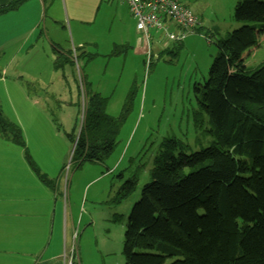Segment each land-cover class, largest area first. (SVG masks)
<instances>
[{"label":"rangeland","instance_id":"obj_1","mask_svg":"<svg viewBox=\"0 0 264 264\" xmlns=\"http://www.w3.org/2000/svg\"><path fill=\"white\" fill-rule=\"evenodd\" d=\"M181 1L198 15L201 27L178 44L181 47L174 56L160 55L157 42L152 40L155 55L150 65L145 63V53L135 49V34L123 36L132 37L126 49L116 46L123 38L113 14L107 15L111 30L94 38L86 37L82 47L74 44L70 30L62 31L60 46L56 45L59 51L55 45L46 49V36L22 31L5 43L11 54H0L3 115L21 129L32 160L35 161L34 154L45 169L49 166L44 159L62 154L63 162L60 166L58 162L53 177L38 168L54 182L56 192L69 193L72 212L68 210L67 214V248L71 249L73 232L77 231L79 264H125L128 216L149 181L154 157L166 138H178L193 151L212 142V125L199 105L202 86L218 52L216 42L243 23L233 19L237 0ZM260 20L263 25L256 22L255 45L237 47L249 73L264 64V17ZM39 30L43 31L42 25ZM212 33L210 43L206 36ZM61 49L72 51L73 63L57 69L55 61ZM13 53L17 59L15 68H10L8 61ZM85 83L91 86L87 88ZM89 88L108 97L106 111L111 116L122 113L132 89L133 99L112 153L101 163L85 162L76 167L72 152L85 121ZM68 133L75 141L70 140ZM8 159L19 165L23 160L28 164L25 147L0 134V170ZM16 173L14 170L13 178H18ZM134 175L138 178L135 190L116 203L119 187ZM37 213L33 203L28 217L38 219L34 216ZM174 259L166 256L165 264Z\"/></svg>","mask_w":264,"mask_h":264},{"label":"trees","instance_id":"obj_2","mask_svg":"<svg viewBox=\"0 0 264 264\" xmlns=\"http://www.w3.org/2000/svg\"><path fill=\"white\" fill-rule=\"evenodd\" d=\"M23 1L0 6V13ZM261 17L264 0H237L233 19L243 25L216 42L218 52L199 98L212 125V142L197 151L175 137L162 142L149 181L128 216L125 264H165L166 256L175 258L168 264H264V64L249 73L237 49L255 45ZM211 37L213 33L206 36L210 43ZM71 54L61 49L55 68L73 63ZM87 99L72 157L76 167L101 163L112 153L133 89L117 117L106 111L108 97L89 88ZM0 134L25 147L31 168L55 189L32 160L21 129L6 119L1 106ZM68 137L75 141L71 133ZM137 182L135 175L127 179L114 201L127 199Z\"/></svg>","mask_w":264,"mask_h":264},{"label":"crops","instance_id":"obj_3","mask_svg":"<svg viewBox=\"0 0 264 264\" xmlns=\"http://www.w3.org/2000/svg\"><path fill=\"white\" fill-rule=\"evenodd\" d=\"M12 1L0 0V6ZM112 14L114 20L117 19L116 29L122 31V38L126 34H135V49L144 53L145 44L139 37L135 21L125 3L118 0H24L17 8L0 13V54H11L5 43L22 31L31 36L37 33L38 36H46L47 49L48 45L60 46L62 31L70 30L74 44L82 47L86 37L94 38L100 32L111 30L107 27L110 19L107 15ZM41 25L43 31L39 30ZM131 38L124 37L116 46L126 49L131 45ZM180 47L169 46L171 51L163 55L174 56ZM16 59L13 53L8 61L10 68H15ZM7 68L5 65L4 69ZM61 156L56 154L44 159L46 166H49L45 169L40 159L33 154L40 170L52 177ZM18 162L20 164V158ZM19 164L8 159L0 170V264H67L70 254V248H67V214L68 210L72 212L69 193L66 190L56 192L44 184L25 160ZM14 170L18 172V178H13ZM33 203L38 211V215L34 216H38V219L28 217Z\"/></svg>","mask_w":264,"mask_h":264},{"label":"built area","instance_id":"obj_4","mask_svg":"<svg viewBox=\"0 0 264 264\" xmlns=\"http://www.w3.org/2000/svg\"><path fill=\"white\" fill-rule=\"evenodd\" d=\"M118 1L128 6L139 37L145 44V63L148 65H150L155 55L152 40L157 42L160 51L165 50L169 46L180 44L187 37L198 33L201 27L198 15L181 0ZM77 236V231H74L67 264H79L76 260Z\"/></svg>","mask_w":264,"mask_h":264},{"label":"clouds","instance_id":"obj_5","mask_svg":"<svg viewBox=\"0 0 264 264\" xmlns=\"http://www.w3.org/2000/svg\"><path fill=\"white\" fill-rule=\"evenodd\" d=\"M73 156V155H72Z\"/></svg>","mask_w":264,"mask_h":264}]
</instances>
